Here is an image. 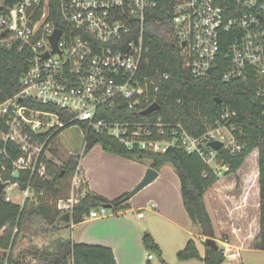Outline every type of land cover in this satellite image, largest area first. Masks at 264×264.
I'll return each mask as SVG.
<instances>
[{
    "label": "built area",
    "instance_id": "obj_1",
    "mask_svg": "<svg viewBox=\"0 0 264 264\" xmlns=\"http://www.w3.org/2000/svg\"><path fill=\"white\" fill-rule=\"evenodd\" d=\"M158 2L17 0L11 5L0 0V48L29 54L18 93L0 105L6 120L0 140L21 152L13 162L14 174L19 177L27 171L45 178L46 147L56 131L72 123L82 129L84 139L89 132L109 137L127 152L184 150L198 155L218 176L230 170L219 161L220 152L236 156L245 148L236 136L235 111L223 108L200 135L159 115L161 85L170 77L150 73L151 39L146 35L148 15ZM232 2L231 7L229 0H174L172 21L183 62L194 79H206L217 71L225 82L255 78L264 114V0ZM58 30L55 51L51 38ZM24 101L57 108L70 119L64 122L59 113ZM154 104L160 110L143 115ZM213 142L222 146L214 150ZM72 180L69 199L58 202L64 214L71 213L81 198L84 179L79 169ZM0 182L8 184L3 190L7 202L13 201L12 185L24 198L23 204L36 200L30 184L22 191L2 175ZM107 216V209L101 207L84 220Z\"/></svg>",
    "mask_w": 264,
    "mask_h": 264
},
{
    "label": "trees",
    "instance_id": "obj_2",
    "mask_svg": "<svg viewBox=\"0 0 264 264\" xmlns=\"http://www.w3.org/2000/svg\"><path fill=\"white\" fill-rule=\"evenodd\" d=\"M232 0L229 5L232 7ZM174 0H159L158 6L148 15L147 38L151 47L152 75L168 74L169 80L161 85L163 94L159 100L161 111L159 115L167 123H181L191 134L200 135L207 125L212 124L224 108L235 111L236 136L245 148L236 156L229 152H220L219 161H223L230 167L226 176H236L244 166L246 160L258 151L259 174L256 177L260 186V232L255 238V245L264 251V114L261 99L257 98V81L255 78L246 83L222 80V74L213 72L206 79H194L185 68L182 49L177 40L176 28L172 21V9ZM54 14V11H53ZM58 21V17L53 15ZM29 54H20L15 50L8 51L0 48V105L18 93L23 74L28 67ZM220 100V102H219ZM31 107L51 110L61 115L66 122L70 117L53 107H44L29 101H24ZM141 119H145L141 117ZM75 123L67 125L56 131L46 151L58 161L49 159L43 154L42 159L46 164V177L31 175L30 172L21 171L18 178L14 177L13 162L21 156L17 146L0 140V175L4 181L18 184L20 190H25L30 184L36 200L27 199L23 205L5 200V194L0 193V264H23L22 250H17V243L23 232H29L31 222L39 219L45 226L53 230L68 227L71 224H79L89 216L91 211L111 204L114 212L126 209L129 199L126 195L114 201H108L103 197L88 191L82 196L85 184L80 190L81 198L71 212V220L65 223L61 220L64 213L58 209V202L69 199L68 189L72 178L79 169V164L94 146L102 145L104 151L115 153L129 159H150L151 168L156 171L167 163H171L181 184V195L184 207L193 223L200 230V235L206 239H216L217 229L206 203V195L219 180L211 168L196 154H189L184 150H170L166 154L152 152H127L115 140L88 133L84 139L83 151L80 154H68L62 157V150L57 146L59 135L67 128L75 126ZM6 130V120L0 115V134ZM65 155V152H64ZM258 167V166H257ZM63 173V175H62ZM227 239V238H226ZM61 238L55 240L56 250L53 252L44 248L31 246L30 252L36 257L44 259L46 264H117L112 249L88 245L66 240L62 252ZM144 249L149 254L157 256L162 264H168L163 259V252L153 236L145 233L143 236ZM205 256L203 257L194 239H190L184 249L177 253L180 261L197 259L204 264H223L226 256L209 247L205 241ZM147 264H152L150 261Z\"/></svg>",
    "mask_w": 264,
    "mask_h": 264
},
{
    "label": "crops",
    "instance_id": "obj_3",
    "mask_svg": "<svg viewBox=\"0 0 264 264\" xmlns=\"http://www.w3.org/2000/svg\"><path fill=\"white\" fill-rule=\"evenodd\" d=\"M83 147L84 145L82 149ZM93 151L88 157L83 156L79 164V171L85 184L82 196L90 191L108 201L119 199L132 192L144 179L148 169L151 168L152 161L150 159H129L108 153L102 147ZM167 165L168 163L158 171L159 175L154 182L128 200L126 209L111 212L107 217L85 219L79 224H71L69 226L72 232L71 240L76 243L99 245L112 249L117 264H147L149 261L152 264H162L154 254H152V259H148L149 253L144 249L143 236L145 233H149L162 249L163 259L166 263L204 264L197 259L180 261L177 257V253L184 249L190 239L196 241L198 249L204 257L206 252L204 243L207 239L196 233L198 227L193 225L184 207L178 174L172 170H167ZM256 169L258 170L257 167ZM258 174L259 170L255 174L256 177ZM256 177L254 182L256 189L253 190L256 198L249 200V196L244 192V189L238 194L226 196L225 203L229 206V209H231L230 205L232 203V219H249L253 216V212H256L260 219V186ZM160 179H163L160 184L145 194L142 193L144 189L157 180L160 181ZM225 186V181L221 180L210 188L207 192L208 196L206 195V203L207 197H213L212 193L215 189L221 191ZM139 194L141 196L138 198L137 195ZM211 201L214 200L211 199ZM16 204H23V202L19 203L17 201ZM140 213L143 216H139ZM147 213L149 214L147 215ZM211 215L216 222L217 234L220 231L228 234L224 229L229 227V223L222 221L220 224L218 220L216 221V215L213 213ZM250 222L249 220L239 224L234 222V225L232 224V234L235 235V233L242 231L240 228L243 229L241 233H246ZM58 232L53 230L50 234H58ZM215 240L218 242L217 239ZM222 244L227 245L234 251L229 255L225 252L226 261L223 264L237 263L236 261H239L242 256V251L260 250L256 245H252L251 240L243 242V240L232 239V243ZM39 248H49L50 252L55 251L49 245H39ZM40 260L45 262L42 258Z\"/></svg>",
    "mask_w": 264,
    "mask_h": 264
},
{
    "label": "rangeland",
    "instance_id": "obj_4",
    "mask_svg": "<svg viewBox=\"0 0 264 264\" xmlns=\"http://www.w3.org/2000/svg\"><path fill=\"white\" fill-rule=\"evenodd\" d=\"M84 134L82 129L79 126H71L70 128L65 129L58 137L57 140V146L62 150L61 152L63 153L62 157H65L68 154H80L82 151V146L84 145ZM97 147V148H96ZM102 147V145L98 144L94 146L88 153L87 155L84 156H89L90 153L94 150H98ZM103 148V147H102ZM80 151V152H79ZM93 151V152H94ZM65 152V155H64ZM111 153V152H108ZM115 154V153H112ZM46 155L48 156L49 159L55 161L59 165H62V162L58 161L56 158H54L50 152H47ZM121 156V155H118ZM123 157V156H122ZM114 165V164H113ZM115 166V165H114ZM258 166V167H257ZM256 167L259 170V162H258V151H255L245 162L244 166L238 171L236 176H226L225 173L221 174L219 176L220 180L219 181H225L226 186L223 188L221 191H216V189L213 191V197H207V204L208 208L211 213L216 215V221L218 220L221 224V222H228L229 227H224V231L228 232L227 233H221L222 231L218 232L216 239H217V244L220 248L224 249V252H226L228 255L232 254L234 251L232 248L228 247L227 245H223L222 243H232V239H237V240H243L252 241V245H255V238L259 234V218L258 214L256 212H253V216H251L249 219H241V218H236L232 219V203L230 205L231 209H229V206L226 205L225 200L226 196H231L232 194H238L242 189H244V192L249 196V200L251 198H256V194L254 193V182H255V177H256V172L258 171ZM256 169V170H255ZM167 170H172L174 172L175 168L171 163H168L167 165ZM122 174V173H121ZM165 178V177H164ZM163 179H160V181H156L155 183L151 184L148 186L146 189L142 191L143 194L160 184ZM67 181L70 183V188L68 189V196L71 195V190H72V185H73V180L72 178L67 179ZM13 190L10 191V194L12 195L13 202L16 203L17 201L19 203H22V200L24 198L21 196V193L17 188H15L13 185L11 186ZM14 187V188H13ZM140 193V194H142ZM137 195L138 198L141 195ZM79 198L80 193L78 194ZM208 196V195H207ZM211 199L214 201L212 202ZM236 210V207L234 208ZM240 209V208H239ZM100 211V209H98ZM108 214L111 212H114L113 209H107ZM234 211V210H233ZM149 213H147L148 215ZM240 214V213H238ZM251 221L250 224L247 226V232L246 233H241L243 231L242 228H240L242 231H239V233H235V235L232 234V224L234 225V222L239 224L240 222L243 221ZM65 225L62 224V229L57 230L59 231L58 234H50L51 231H53L50 227L45 226L42 221L39 219H34L31 222L30 225V230L29 232H23L20 235L19 241L17 243V250H22V263L23 264H45V262H42L40 258L34 256L30 252H28L31 248V246H35L39 248V245L47 246L49 245L53 249L56 250L55 247V240L58 238H61V243L62 245V252L66 253L67 250L65 248L66 240H70L72 237V232L70 228L68 227H63ZM222 226V225H221ZM56 232V230H55ZM196 233L200 234L199 228L196 229ZM227 238V239H226ZM48 249V248H47ZM52 249V250H53ZM248 249V248H247ZM237 263L235 264H264V251L263 250H245L242 251V256L239 259V261H236Z\"/></svg>",
    "mask_w": 264,
    "mask_h": 264
},
{
    "label": "water",
    "instance_id": "obj_5",
    "mask_svg": "<svg viewBox=\"0 0 264 264\" xmlns=\"http://www.w3.org/2000/svg\"><path fill=\"white\" fill-rule=\"evenodd\" d=\"M15 2H17V0H6V3H10L11 5H13ZM180 29V26H179ZM61 35V32L58 30L55 35L51 38L53 46H54V50L57 51V41L59 36ZM185 45V43H183V46ZM220 102V100H219ZM222 107L224 108V105H222ZM160 110V105L159 104H154L153 106H151L150 108H148L147 110H145L143 112V115H149L155 111H159ZM210 146L214 149V150H218L222 144L220 142H213L210 144ZM63 175V173H62ZM158 171H156L153 168L148 169L144 179L140 182V184L132 191L130 192L127 196L126 199H130L132 198L136 193H138L139 191H141L143 188H145L147 185H149L150 183L154 182L157 177H158ZM15 178H18V173L16 172L14 174ZM8 186L7 183H2L0 182V193L3 192V190ZM104 208L106 209H112V205L108 204L105 205ZM61 220L65 223H69L71 220V213H66L61 217ZM206 243L209 247L221 252L222 254H225L224 249L220 248L216 242V240L214 239H207Z\"/></svg>",
    "mask_w": 264,
    "mask_h": 264
},
{
    "label": "bare ground",
    "instance_id": "obj_6",
    "mask_svg": "<svg viewBox=\"0 0 264 264\" xmlns=\"http://www.w3.org/2000/svg\"><path fill=\"white\" fill-rule=\"evenodd\" d=\"M3 193V192H2Z\"/></svg>",
    "mask_w": 264,
    "mask_h": 264
}]
</instances>
